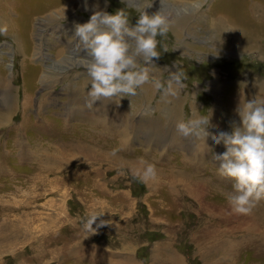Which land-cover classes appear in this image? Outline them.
I'll use <instances>...</instances> for the list:
<instances>
[{
    "label": "rangeland",
    "instance_id": "1",
    "mask_svg": "<svg viewBox=\"0 0 264 264\" xmlns=\"http://www.w3.org/2000/svg\"><path fill=\"white\" fill-rule=\"evenodd\" d=\"M86 2L0 0V264H264L247 233H233L244 217L213 159L225 146L176 129L209 116L205 131L230 132L240 96L263 99L264 0H151L145 11L170 25L150 71L186 79L175 95L145 83L92 107L75 24L94 6L125 8L134 24L150 0ZM145 161L154 177H141ZM92 211L102 215L86 228ZM209 215L230 248L196 247Z\"/></svg>",
    "mask_w": 264,
    "mask_h": 264
},
{
    "label": "clouds",
    "instance_id": "2",
    "mask_svg": "<svg viewBox=\"0 0 264 264\" xmlns=\"http://www.w3.org/2000/svg\"><path fill=\"white\" fill-rule=\"evenodd\" d=\"M150 5L151 0L139 10L134 24H130V13L125 8L109 13L98 6H94L86 22L75 24L73 36L78 52L83 51V66L89 77L86 85L88 107L102 97L136 95L145 83H151L166 96L176 94L174 84H183L186 73L179 68L170 72L166 81L154 77L150 71L151 66H156L153 58L158 59L161 51L167 50L158 36H166L170 25L162 12L149 14L145 11ZM6 31L7 25L0 26V33ZM236 111L240 123L230 132L205 131L210 124L209 116L195 122L179 120L176 129L185 137H202L206 145L209 137L214 145L223 143L225 150L213 153V159L219 162V175L232 180L231 189L225 192L226 199L233 212L250 214L264 200V99H247ZM140 175L143 179L154 177L155 165L145 161ZM101 215L90 212L84 218L85 227L93 228V222ZM103 221L99 220L97 227L105 224Z\"/></svg>",
    "mask_w": 264,
    "mask_h": 264
},
{
    "label": "bare ground",
    "instance_id": "3",
    "mask_svg": "<svg viewBox=\"0 0 264 264\" xmlns=\"http://www.w3.org/2000/svg\"><path fill=\"white\" fill-rule=\"evenodd\" d=\"M262 30H263V28H262ZM260 91L261 90L258 91V95L260 94L258 96L259 100H261L260 97H262V95H261L262 92H260ZM240 99L241 100L239 101V104H243V102L245 100H247V97L240 96ZM263 99H264V97H263ZM11 116H13V115H11ZM24 119H25V116L23 114L22 120L19 123V126L22 123H24ZM65 168H67V167H65ZM63 179H65V177ZM83 180H84L83 182H85L84 178H83ZM231 212H233V211L231 210ZM233 213H235V212H233ZM242 215H243L244 219L234 221L233 233L236 234L238 232H244L245 231L247 233L246 236H248V240L244 242V243H246L245 245L247 246V245L253 243L256 246V251L261 253L264 256V207L260 206V205H256L250 214H242ZM209 216L211 217V219L209 221H205V223L202 224L201 227L194 234L195 238H196L194 240L196 247H199L200 250L205 249V251H208V249L214 250V248H216L219 244L221 245V247L223 249L230 248L229 244L226 241L220 240L224 237V235H223V231L220 230L216 225L217 220H218V216H215V215L214 216L209 215ZM230 244H232V243H230ZM235 247L237 248V246H235ZM227 251H228V249H227ZM175 257H177V256H173L174 264H184L183 262L176 259ZM168 259L171 260L172 257L170 256ZM170 263H171V261H170ZM228 264H233V262H231V263L229 262Z\"/></svg>",
    "mask_w": 264,
    "mask_h": 264
}]
</instances>
